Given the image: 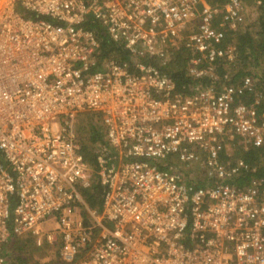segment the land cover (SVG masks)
<instances>
[{
    "label": "built area",
    "instance_id": "2783aa9c",
    "mask_svg": "<svg viewBox=\"0 0 264 264\" xmlns=\"http://www.w3.org/2000/svg\"><path fill=\"white\" fill-rule=\"evenodd\" d=\"M222 8L242 22L241 0ZM214 13L207 0H0V264L8 241L26 235L56 246L64 264H264V179L231 183L248 165L218 156L226 134L264 142L257 97L241 98L253 79L183 94L143 62L164 64L179 44L193 52L190 73L212 75L233 57ZM88 17L125 57L97 65ZM81 113L101 139L92 164ZM93 174L99 209L82 197Z\"/></svg>",
    "mask_w": 264,
    "mask_h": 264
},
{
    "label": "trees",
    "instance_id": "16d2710c",
    "mask_svg": "<svg viewBox=\"0 0 264 264\" xmlns=\"http://www.w3.org/2000/svg\"><path fill=\"white\" fill-rule=\"evenodd\" d=\"M215 1L216 0H207L210 4H213ZM225 1L226 0H219L220 3H224ZM252 2L255 7L253 20L246 22L244 20L237 24L238 26L235 27V29L227 31V34L224 36L220 45L223 47L226 45L232 46L233 57L231 60H228L227 56H224L223 58L215 61L213 64V76L208 74L195 76L190 73L189 69H187V65L193 56V52L191 49L184 48L180 45L177 49H171L170 58L164 64H162L161 60L157 59H147L143 60V62L158 65L170 76L176 90L183 94L193 93L192 91L194 90V87L199 84L212 85L216 87V89H219L223 85L234 84L237 81H240L243 77L248 76L253 79L254 93L243 95L241 98L246 103L253 102L257 91L260 93L258 89L262 88L264 84V70L257 73L252 72V70H248L247 67L252 66L256 68L264 61V0H252ZM242 4L244 5V3ZM15 8L24 17L51 20L50 17L37 15L21 8L20 6H16ZM215 17L213 21L216 20ZM86 23L90 29L94 30L98 38V47L96 49L97 65L103 62V60L114 57V55L125 57V50L121 48V45L109 39L108 35L97 21L88 17ZM202 65L205 66L206 63L203 62L201 66ZM215 77H217L218 80H216ZM255 109L256 118H264V92L260 94V97L255 104ZM79 117H81V120L77 117L76 129L81 142V152L85 159L92 164L95 155L92 152L94 149L92 144L101 142V139L97 131H94L91 126L93 122V115L81 113ZM223 146L224 144L222 142V147L218 152V156L221 161L227 162L226 160H229V163H233L235 160L240 159L248 165V170H245L242 174H240V176L235 178L233 177L231 183L243 185L250 181L251 178L264 179V142L260 146L256 147L237 145V149L235 150L236 154H233L232 157L227 156ZM195 177L197 185L200 183L204 185V182L200 180L202 177L201 174L197 173ZM102 193L103 189L98 181L97 175L93 174L90 185L82 189V197L85 205L90 209H99L102 201ZM30 238L32 240L30 235L18 236L11 238L8 241L6 244L8 255L7 260L8 257L9 260L11 259V253L13 252L10 264H30L28 259L22 256V254H25L27 246L29 247L32 242L34 243V239L31 242ZM48 264H64L61 261L57 250L53 252L52 260L49 261Z\"/></svg>",
    "mask_w": 264,
    "mask_h": 264
},
{
    "label": "rangeland",
    "instance_id": "374dc122",
    "mask_svg": "<svg viewBox=\"0 0 264 264\" xmlns=\"http://www.w3.org/2000/svg\"><path fill=\"white\" fill-rule=\"evenodd\" d=\"M241 1L245 5V6L243 5L244 6V13H243L242 21L245 20V22H246V21L253 20V17L255 15V7H254L252 0H241ZM224 3H220L219 0H216L213 4H211V6H213L215 9L214 17L216 16L215 17L216 20L213 21L212 25L215 29H217L221 32L222 40L224 39V36L227 34V31H229L231 29H235V27L238 26V25L234 24L232 21H228V20L224 19V17H223L224 14L222 12V9H223L222 4H224ZM196 20L197 19L194 18L192 20V23L195 24ZM222 40H221V42H222ZM178 46H179V44H177V46H174L173 48L177 49ZM225 47H229V45H226ZM228 60H231V59H228ZM192 67H193V63L191 61L188 62L187 69H190ZM247 68H248V70H252V72L260 73L261 70H264V61L261 62V64H259L256 68H254L252 66H248ZM215 78H216V80H218L217 77H215ZM258 90L260 91V93L257 91L256 96H255V97H257V99H259L260 94L262 92H264V84H263L262 88H259ZM79 115H81V114H79ZM79 115H78V118L80 119L81 117H79ZM222 142L224 144L223 147H224V150H225L227 156H231V157L233 156V154H236L235 150L237 149V145H239V146L244 145L242 140H240L237 136H234L231 134H226V136H224V139ZM226 161L228 162L229 160H226ZM30 240H31V238H30ZM32 240H33V238H32ZM32 240H31V242H32ZM55 250H56V246H50V245L45 244V243L37 246L36 244H34L32 242L29 247L27 246L25 254L24 255L22 254V256L24 258H27L28 262L30 264H48L49 261L52 260L53 252ZM12 253H11V259L10 260L8 257V260H7L8 264H10V262L12 260V256H13Z\"/></svg>",
    "mask_w": 264,
    "mask_h": 264
}]
</instances>
